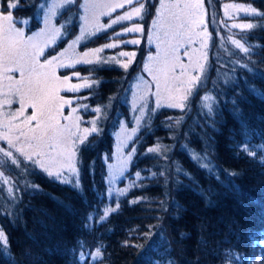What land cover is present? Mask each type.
Returning <instances> with one entry per match:
<instances>
[{
  "label": "trees",
  "instance_id": "obj_1",
  "mask_svg": "<svg viewBox=\"0 0 264 264\" xmlns=\"http://www.w3.org/2000/svg\"><path fill=\"white\" fill-rule=\"evenodd\" d=\"M211 1L215 3V9L210 2V12L207 0H204L207 21L214 14L219 23L216 28L208 22L211 34L207 62L209 79L202 88L194 91L183 111L162 109L138 132L134 139L137 153L125 175L127 178L119 184L129 190L126 196L119 198V209L109 211L103 223L94 222L91 230L83 227L89 213L98 221L109 205L116 208V200L109 201L104 180L105 159L120 122L116 110L125 112V104L119 101V95L127 89V81L135 68L133 65L127 72L118 66L77 68L82 73H96L94 77L100 81L95 89L97 95L90 97L88 104H99L103 108L99 118L103 116V119L97 125L100 131L91 134L88 147L80 146L78 153L83 196L35 169L28 178L39 186L40 191L32 196L23 191L19 194V202L11 211L19 213L20 218L13 224L12 217L6 212L12 201L4 196L3 190L0 191V230L5 232L9 245L7 256L0 245V264H13V258L16 264H72V249L78 247L77 241L81 239L92 252L97 247L102 248V259L95 264H245L248 257L264 256V166L260 163L264 152L253 157L244 152L238 156L239 149L231 150L233 138L241 142L244 136L241 124L231 113V103H227L235 97L236 91L242 93L239 107L249 129V143L258 146L260 134L264 133V100L249 94L243 87L232 91L227 90L231 85L223 86L227 74L241 86L247 81L264 92V79L257 78L259 73H264V62H261L264 60V27H254L245 35L237 36L246 37L241 41L245 46H252L253 54L248 59L244 53L225 45L228 34L222 27L226 21L221 16V2ZM228 1H244L264 12V0ZM38 2L35 0L36 5ZM156 2L151 0L148 12L141 20L144 31L154 16ZM33 3L34 0H22L21 7L14 13L15 18L32 17L36 6L28 5ZM252 20L256 25L264 24V18L255 16ZM34 28H37L36 23ZM107 35L95 37L93 44L105 43ZM61 45L62 41L55 49ZM233 60L248 63L256 72L233 65ZM86 93L83 91L79 95ZM205 93L225 98L219 105L222 111L216 117L218 126L215 130L207 125V111L200 104V97ZM113 95L112 104H107ZM88 115L90 117H86ZM91 116H94L91 111L82 113L86 122L82 128L89 127L87 121H91ZM182 116L184 119L177 124ZM186 143L189 145L187 150L182 147ZM149 147L160 151L148 153ZM206 148L215 149L212 163L219 170V179L200 168L190 157L192 150L203 153ZM177 168L183 169L179 175ZM10 171L18 174L20 169L11 167ZM137 171L141 172L143 180H137ZM161 171L169 176L167 186L164 177L159 175ZM153 172L157 175L153 176ZM184 173H190L191 179ZM131 181L143 186L132 188ZM93 184L96 190H93ZM143 196L148 200L140 199ZM173 201L183 211H174ZM162 202L167 211L161 208ZM161 223L164 239L158 238L157 229L152 227ZM181 232L186 233L184 238H181ZM165 239L170 247L165 244ZM236 255H243L245 260L237 261ZM87 264H92L90 258ZM253 264H264V260L257 259Z\"/></svg>",
  "mask_w": 264,
  "mask_h": 264
},
{
  "label": "snow or ice",
  "instance_id": "obj_2",
  "mask_svg": "<svg viewBox=\"0 0 264 264\" xmlns=\"http://www.w3.org/2000/svg\"><path fill=\"white\" fill-rule=\"evenodd\" d=\"M21 3L22 0H0V141L6 142L8 146L7 149L0 147V156H2L0 158V191L7 186L8 198L12 201V204L6 212L7 215L12 217L13 224L20 218L19 213L11 211V208L19 202V194L23 191L32 196L40 191L39 186L28 178L34 174L36 168L43 171L50 179L68 185L78 195L83 196L77 164L78 153L80 152V146L83 145L85 149L88 147V137L92 133H98L100 129L97 126L99 117L87 121L91 124V127L82 128L81 125L86 122L82 119L80 109H83L84 112L91 110L100 114L101 108H90L87 103H78L80 99L87 100L89 98L87 96L77 97L75 101L77 106L74 107V100L65 98L62 93H79L84 88H91L93 84L98 86L100 81H89L81 78L79 72H74L73 75L78 79H82L83 82L71 83L69 76L61 77L57 74V70L75 68L77 65H92L94 63L92 57H95L97 67L115 61L119 67L127 72L137 55L135 51L119 52L118 57H126V61L120 60L116 56L111 57L110 60L101 59L99 54L105 49L120 47V44L139 46L140 39L133 38L122 40L119 43H105L103 47H95L82 53H76L74 45L79 44L85 36L94 37L102 30L111 29L114 25L123 24L125 21L143 20L151 5V0H115V2H111V0L109 2L84 0V3L80 4L84 14L79 16V20L82 22L79 30L82 35L76 36L68 44V48L73 50L72 55L65 56V52H60L58 56L43 61H41V57L45 55V49L55 44L58 37L64 38L61 29L65 26L52 28V17L57 15V9L68 8L70 10L71 6L78 3V0H56L52 4L40 3L37 11H44L45 28L39 32H33L31 35H26V29L18 26L21 24L28 25L29 20L17 19L14 16L15 11L21 7ZM28 6L35 7V0L33 4ZM126 6L129 10L112 18V13L117 8L124 9ZM224 7L225 16L228 19H233L228 9L264 18V12H258L251 5L225 4ZM101 16H108V23L101 24ZM214 20L215 15L213 14ZM152 25L155 30V37H153L152 29H150L147 39L149 45H154L156 51L154 54L150 51L147 55L144 71L148 73L151 83L155 85V92L151 94L156 97V109L169 108L183 111L186 102L189 101L194 91L202 88L209 79L207 62L211 34L204 21V0H160L159 7L156 8V18L153 19ZM224 27L247 30L254 27H264V24L232 23L231 25L225 24ZM143 32V26L135 23L131 26H125L122 31L116 32L112 39L115 40L117 37L126 36L129 33ZM228 39L236 49H239L248 59H251L252 46H245V43L241 42V40H246V37L234 39L229 36ZM197 44L199 47H194ZM184 58H187V63L182 62ZM261 62H264V60ZM232 63L233 65L238 64L241 69H247L248 72H256V69L250 68L246 62L233 60ZM253 63H256V61H253ZM235 70V67L231 69L233 73ZM15 73L19 74L18 78L13 75ZM257 78L264 79V73H259ZM141 79L140 77L137 78V80ZM143 83L150 90V83L148 81ZM228 85H231V88L227 90L235 91V89L243 87L247 89L249 94L264 100V92L258 90L253 84L245 81L241 86L232 76L225 74L223 86ZM235 97H239V99ZM235 97L227 100V103H231V113L241 124L244 139L241 142H236L233 138L230 147L233 151L239 149L237 151L238 156L240 152H244L255 157L258 152H264V133L260 134L261 142L258 146L249 143L247 135L249 129L239 107L240 102L243 100L242 93L236 91ZM139 98L145 101V105L140 110L141 115L136 117L138 124L143 118L144 108L147 107V93ZM223 99L225 98L222 96L218 97L212 94H206L202 97L204 102L202 106L207 109L206 123L213 130L218 126L216 117L222 111L219 105ZM13 104H18L19 107L13 109ZM65 108L70 109L67 115L64 114ZM29 109H31L30 113L28 112ZM152 111L154 112L155 109ZM183 119L182 116L177 124ZM137 132V128H132V134ZM187 135L185 133V136ZM131 138L130 136L129 139ZM209 144L211 145V139H209ZM241 144L244 146L241 147ZM182 147L187 150L189 145L186 143ZM159 151V148L149 147L147 149L148 153ZM136 152L137 149L134 146L128 156L122 158L121 166L108 185L109 201L116 200V208H111L109 205L98 221L96 217L89 213L83 225L86 230H91L94 222L103 223L107 219L109 211L119 209V198L126 196L129 189L115 188L116 177L118 175L127 178L125 173L128 171V164L132 161V157ZM214 152V148H206L203 153L192 150L190 157L200 168L206 169L219 179V170L212 163ZM21 157L23 158V167L21 166ZM8 162H10V165ZM260 163L264 166V156L261 157ZM11 165H15L20 169L18 174L10 171ZM182 172V168L176 169L177 175ZM152 175L156 176L157 173L153 172ZM159 175L164 177L165 186H167L169 176L163 171ZM184 175L191 179L190 173H184ZM231 175H237V173H231ZM135 176L137 180L144 179L140 171H137ZM20 177H23V179H20ZM141 186L143 185L131 181L132 188ZM29 189L34 191H29ZM93 190H96L95 184H93ZM205 195L210 196V193ZM52 198L56 199L55 197ZM140 199L147 201L148 197L143 196ZM137 202L132 201V203ZM208 203L211 204L212 201L208 199ZM171 207L177 213L183 211L174 201ZM161 208L167 211L163 202ZM152 227L157 229L156 236L164 239L162 223ZM180 236L184 238L186 233L181 232ZM164 242L170 247V243L166 239ZM0 243L3 244L4 254L9 255L7 236L3 230H0ZM77 245L78 247L72 249L74 256L72 264H87L89 258L92 264H95L96 261L102 259L101 247H97L92 252L85 247V242L82 239L77 241ZM25 255L30 254L25 253ZM235 259L241 261L245 260V257L236 255ZM257 259L264 260V256L248 257L245 264H253V261ZM13 264H16L14 258Z\"/></svg>",
  "mask_w": 264,
  "mask_h": 264
},
{
  "label": "rangeland",
  "instance_id": "obj_3",
  "mask_svg": "<svg viewBox=\"0 0 264 264\" xmlns=\"http://www.w3.org/2000/svg\"><path fill=\"white\" fill-rule=\"evenodd\" d=\"M219 1L221 2V16H223L224 20L226 21L225 24L231 25L232 23H253L254 22L252 19H254L255 16L246 15L244 12H236L234 9H228V11L232 15L233 19H228V17L225 16V7H224L225 4H242L245 6H248L251 4L245 3L244 1H234V2L228 1V0H219ZM55 2H56V0H39V2L36 5L35 11H34V14L32 17L20 18V19H28L29 24L28 25H22L21 24L18 26L24 27L26 29V33H25L26 35H31L33 32H39L41 29H44L45 28L44 19H43L44 11L43 10L37 11V7H39L40 3L52 4ZM100 2H109V0H100ZM111 2H115V0H111ZM159 2H160V0H157L156 8L159 7ZM210 2L212 3L214 9H215V3H213L211 0H207V3L209 5V11L211 12ZM83 3H84V0H78V3L71 6L70 10L68 8L57 9V15L55 17H52V19H51V27L52 28H58L61 25H64L65 27L61 29V33H62V36L64 38L61 39L58 37L55 44H53L50 48H46L45 49V55L41 57V61H43L44 59H51L53 56H58L60 52H65V56L72 55L73 50L68 48V44L71 43L72 40H74L76 38V36L82 35V33L79 30L80 24L82 23L79 20V16L84 14V10L80 8V4H83ZM252 7H254V6H252ZM156 8H155V13H154L153 18L150 20L147 28L145 29V31L143 33H129L126 36L117 37L115 40L112 39V37L115 35V33L118 31H122V29L125 26H131L132 24H135V23L141 24V20L134 19L133 21H125V22H123V24L114 25L113 28H111V29L102 30L101 32H99L94 37L89 38V37L85 36L84 39H82L79 44L74 45L76 53H82L83 51H90L91 49H94L95 47H103L105 43H114V42L119 43L122 40L133 39V38H138L141 41L139 46L131 45V44H120V47L112 48V49H105L102 53L99 54V57L101 59L110 60V58L113 56L118 57V54L120 51H135L137 53L133 64L129 67V69H130L134 65L135 70L133 69L134 72L132 73L131 77L127 81L128 87L124 92L120 93V95H119V101L121 103L125 104L126 108L123 106L125 112H123L121 110L117 111L115 108L116 114L120 117V122H119L118 130L113 137L112 147L110 149V152H109L107 158L105 159L106 169H105V174H104V180H105L107 187L111 183L112 177L114 175H116L117 169L121 166L122 158H125L128 156V154L131 152L132 147L135 146L137 148V146H136L137 142L134 143L135 137L137 136L138 132L142 130V128L149 125V122L151 121V119L155 115V113L162 110V109L182 111L181 109H169V108L156 109V97L151 94V93L155 92V85H154V83H151V78L148 76V73L146 71H144V64L147 63V59H146L147 55L149 54L150 51L153 54L156 51L154 45H149L148 39H147L148 32L150 29H152L153 37H155V30L153 29L152 21H153V19L156 18ZM254 8L258 11V9L256 7H254ZM127 10H129L128 6H126V8H124V9L117 8L116 11L112 13V18H115L117 15L123 14V12H125ZM108 21H109L108 16H101L100 17V23L101 24H106V23H108ZM204 21L207 24V26H208V22H209L211 25L218 28L219 22H217L216 20L213 21V16L211 17L210 21H207V10H206L205 5H204ZM35 23L37 24V28L33 29V26ZM74 26H75V29L73 28ZM222 27H223V30L226 31V33L228 34V37L231 36L234 39H240L237 36L244 34L245 32L250 30V29L241 30L238 28H230V27L225 28L224 24H222ZM104 34L105 35L108 34L106 36L108 40L105 43L98 44V45L93 44L92 40L95 37H97L99 35H104ZM228 37H227V39H228ZM61 41H62V45L59 48L55 49L56 45H58ZM89 42H91L90 43L91 45L87 46L86 44ZM241 42L243 43V41H241ZM209 43H210V41H209ZM224 43L226 46H229L231 48L233 47L234 49H236L234 47V45H232V43L230 42L229 39L227 41H224ZM194 47L198 48L199 45L197 44ZM66 49H67V51H65ZM237 50H238V52H240L239 49H237ZM52 51H54V52L52 53ZM208 51H209V48H208ZM118 58L120 60H124V61L127 60L126 57H118ZM92 59L94 61V63L92 65H77L75 68H68V69L61 68V69L57 70V74L60 75L61 77L65 76V75L69 76L71 78L70 79L71 83L83 82L82 79H78L75 75H73L74 72H79L81 78L88 79L89 81H93V80L98 81L96 79V77H94V75L96 74L95 72L94 73H91V72L82 73L77 69L80 66H84V67H90L93 65L96 66V63H95L96 58L92 57ZM138 61H141V62L138 63ZM182 62L187 63V58H184ZM103 66H118L119 67V65L115 61H111L110 64H105ZM121 69H123V68H121ZM177 71H179V70L177 69ZM13 75L16 76V78L19 77L18 73H15ZM138 77H140L142 79L137 80ZM144 81H148L150 83V90L144 86V83H143ZM96 86H97V84H93V86L91 88H84L79 93L64 92V93H62V95L65 98L73 99L74 100L73 106L75 107V106H77V103H75L77 97L87 96L90 98L94 95L96 97V95H97L96 90H95ZM83 91H87L85 96L79 95ZM146 93H147V107L144 108L143 118L141 119L140 123L138 124L136 117L141 115L140 110L145 105V101L141 100L139 97L145 95ZM206 94L207 93L203 94L200 97L201 106L204 103L202 100V97ZM191 97H190V99H191ZM89 98L87 100L80 99L78 101V103L79 104H84V103L88 104ZM114 98H115V95L110 96L107 104L111 105ZM190 99H189V101H190ZM189 101L186 102V106L189 105ZM18 107H19L18 104L12 105L13 109H16ZM94 107H100L101 113L103 112V108L99 104H96L95 106H90V108H94ZM202 108H204V107L202 106ZM153 109H155L154 112L152 111ZM204 110L207 111L206 108H204ZM69 111H70L69 108H65L64 114L67 115ZM89 111H91V110H89ZM28 112L30 113L31 109H29ZM80 112L82 115V113H84V110L80 109ZM122 112L124 113V115ZM101 113L100 114L94 113V116L93 117L91 116L92 117L91 120L97 119V117L100 118ZM86 117H90V115H88ZM83 118H84V116H83ZM99 118H98V124H99L100 120L103 119V116L101 117V119H99ZM89 127H91L90 123H89ZM132 128H137L138 132L136 134H132ZM92 134H94V133H92ZM130 136L132 137L131 139H129ZM0 147L7 149L8 146H7L6 142L0 141ZM136 153H135V155H136ZM135 155H133L132 161L128 164V170H129L131 164L133 163ZM0 158H2V156H0ZM20 159L22 161L21 166H23L24 165L23 164V158L21 157ZM8 163L10 165V162H8ZM77 164H78V160H77ZM109 165H111V167H109ZM11 167H14V169H19L15 165H11L10 169H11ZM36 169H38V168H36ZM38 170L42 174H44L46 177H48L43 171H41L40 169H38ZM126 173H125V175H126ZM120 181H123V177H119L117 175L115 185H114L115 188H124V186L119 187ZM3 191H4V196L8 197L7 186L4 187ZM107 191H108V189H107ZM0 245L3 246L2 243H0Z\"/></svg>",
  "mask_w": 264,
  "mask_h": 264
}]
</instances>
